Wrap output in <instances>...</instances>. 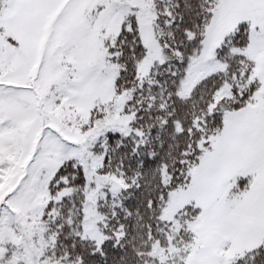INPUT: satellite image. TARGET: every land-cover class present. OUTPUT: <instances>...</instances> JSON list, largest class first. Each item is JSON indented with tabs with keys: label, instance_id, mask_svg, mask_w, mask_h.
I'll list each match as a JSON object with an SVG mask.
<instances>
[{
	"label": "snow or ice",
	"instance_id": "6c2138e0",
	"mask_svg": "<svg viewBox=\"0 0 264 264\" xmlns=\"http://www.w3.org/2000/svg\"><path fill=\"white\" fill-rule=\"evenodd\" d=\"M0 264H264V0H0Z\"/></svg>",
	"mask_w": 264,
	"mask_h": 264
}]
</instances>
